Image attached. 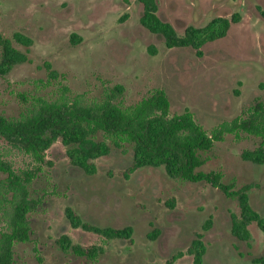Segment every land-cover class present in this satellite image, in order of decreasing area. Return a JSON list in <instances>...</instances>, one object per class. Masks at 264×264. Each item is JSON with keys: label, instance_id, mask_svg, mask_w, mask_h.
Wrapping results in <instances>:
<instances>
[{"label": "rangeland", "instance_id": "374dc122", "mask_svg": "<svg viewBox=\"0 0 264 264\" xmlns=\"http://www.w3.org/2000/svg\"><path fill=\"white\" fill-rule=\"evenodd\" d=\"M157 2L159 15L179 35L218 16L239 13L240 22L200 49L169 47L162 34L141 23L140 0H0V33L22 51L27 46L15 33L33 40L29 59L0 78V113L25 118L45 103L93 105L108 99L132 110L163 89L172 115L190 110L208 132L223 131L222 139L202 152L199 170L222 172L234 189L253 184L250 203L264 216V163L242 157L263 141L264 116L259 131L236 125L255 112L257 102L264 104V17L255 8L258 0H250L249 10L243 0ZM73 33L81 40L73 43ZM104 138L103 132L94 135ZM106 140L110 152L96 158L97 171L88 173L71 162L61 139L46 152L50 164L0 135V237L10 229L23 195L11 184L5 163L18 174H32L28 197L37 201L28 213L31 237L15 243L13 264H194L188 249L196 232L207 246L202 264H264L253 260L264 257L258 224H250L249 241L232 232V214H240L237 198L206 181L172 178L164 166L147 165L126 176L134 159L132 144L118 147ZM172 198L173 207L167 204ZM67 206L102 227L132 225L133 240L73 227ZM209 218L212 226L204 229ZM155 229L159 233L151 237ZM63 234L85 246L104 245L105 251L90 258L65 250L57 242Z\"/></svg>", "mask_w": 264, "mask_h": 264}, {"label": "trees", "instance_id": "16d2710c", "mask_svg": "<svg viewBox=\"0 0 264 264\" xmlns=\"http://www.w3.org/2000/svg\"><path fill=\"white\" fill-rule=\"evenodd\" d=\"M143 4L141 23L151 32L162 34L169 47L192 46L200 49L205 43L224 37L231 20L218 16L205 26L189 25L184 35H179L176 27L159 15L157 0H140ZM125 15L123 19H126ZM240 15H235L233 21H238ZM77 34H72L73 43L81 40ZM15 39L27 46V51L18 49L11 38L0 33V78L11 72L15 65L29 59L31 37L17 32ZM255 112L248 119H238L236 125L249 131H259L258 123L264 116V104L257 102ZM103 132L106 138L113 139L116 146L122 142L132 144L134 159L125 175L138 168L150 166H164L172 178H182L197 182L206 181L223 190L228 196L238 199L240 214H232V232L244 241L252 238L250 224L256 222L264 231V216L250 203L249 191L253 184H245L234 189L232 184L223 181V173L217 170H199L205 159L202 152L212 149L217 140L223 137V131L208 132L187 110L181 114H171L170 99L165 90L159 89L143 98L132 110H125L112 100L93 105L78 103H45L33 114L25 118H9L0 113V135L9 142L20 146L25 151L34 154L41 162L52 164L46 160L47 150L58 139L67 146V154L71 162L85 172L95 173L97 165L95 159L106 155L111 145L104 139L96 140L94 135ZM264 137V136H263ZM245 160L258 164L264 163V139L254 149H246L242 153ZM9 172L11 184L18 186L23 195L16 202L11 220V227L0 237V264H13L14 245L17 242L29 240L31 227L28 213L37 205V201L28 197L27 183L32 174H18L10 164H4ZM174 198L167 200V204L175 206ZM70 224L82 227L86 231L94 232L107 239L123 238L133 240V226L123 227L99 226L88 221L72 207L65 209ZM212 219L205 221L203 228L209 229ZM158 229L151 237H156ZM58 244L65 250H72L80 256L95 258L105 251L104 245L85 246L75 243L68 234L57 239ZM207 246L200 232H196L188 252L193 255L194 264H202ZM184 253L180 252L172 261ZM255 262H263L264 257H254Z\"/></svg>", "mask_w": 264, "mask_h": 264}, {"label": "flooded vegetation", "instance_id": "af4514ba", "mask_svg": "<svg viewBox=\"0 0 264 264\" xmlns=\"http://www.w3.org/2000/svg\"><path fill=\"white\" fill-rule=\"evenodd\" d=\"M247 1H248V4H247ZM245 4H247V10H249L251 7H250V5H251V2H250V0H243V5H245ZM255 8L257 9V11L264 17V0H258V2H257V5H255ZM239 13H234L233 14V16H235V15H238ZM245 15H247V12H246V14ZM244 15V16H245ZM228 16V15H227ZM227 16H223V17H226V18H228V19H230L232 22H231V25L233 24V23H238V22H240V20H238V21H233V17H231V18H229V17H227Z\"/></svg>", "mask_w": 264, "mask_h": 264}]
</instances>
